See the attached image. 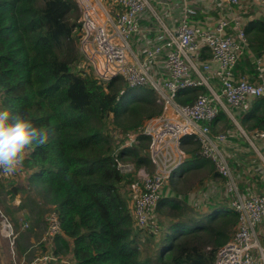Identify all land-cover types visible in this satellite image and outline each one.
<instances>
[{
	"label": "trees",
	"instance_id": "1",
	"mask_svg": "<svg viewBox=\"0 0 264 264\" xmlns=\"http://www.w3.org/2000/svg\"><path fill=\"white\" fill-rule=\"evenodd\" d=\"M107 4L113 13L121 11ZM81 18L76 0H0V110L22 113L50 131L48 145L34 147L20 169L28 173L27 188L37 198L25 220H32L36 230L47 225L46 213H56L61 234L54 240V254L70 256L76 264H214L219 249L234 237L239 217L228 197L223 202L208 198V212L192 216L189 193L177 199L178 186L194 172L203 173L204 190L207 181H223L193 137L183 142L187 159L181 178L166 184L155 209L168 223L158 219V236L136 228L133 185L139 169L153 168L151 140L141 135L138 145L120 148L124 141L113 133L139 132L147 120L163 114V107L151 88L131 89L122 78L104 83L89 72L77 48ZM245 33L248 48L234 72L252 78L264 57V19L247 22ZM207 93L204 87L180 90L177 101L192 105ZM236 119L251 138L264 132V97L241 108ZM236 128L223 111L211 124L215 135ZM115 153L133 163L135 171L121 173ZM245 157L229 159L236 174L245 176L241 191L264 194V172L255 159ZM10 184L8 194H18L20 189ZM36 246L30 258L37 249L46 251L42 241Z\"/></svg>",
	"mask_w": 264,
	"mask_h": 264
},
{
	"label": "built area",
	"instance_id": "2",
	"mask_svg": "<svg viewBox=\"0 0 264 264\" xmlns=\"http://www.w3.org/2000/svg\"><path fill=\"white\" fill-rule=\"evenodd\" d=\"M203 1L111 0L121 9L113 13L103 0H76L82 14L80 51L95 78L104 83L122 78L131 89L151 88L163 107V114L147 120L139 132L113 133L116 140L124 141L120 148L138 145L141 135L151 140L153 172L148 175L144 168L139 169L133 185L136 228L160 235L157 203L166 184L186 163L184 139L193 137L201 155L214 164L223 179L229 207L239 217L234 237L219 249L214 264H264V246L258 233L264 222V194L241 191L242 180L229 160L240 153L238 147L232 148L234 141L230 142L238 135H215L211 130L219 113H226L249 144L259 171L264 172V132L251 138L236 119L241 108L264 97V63L257 62L254 80L247 75L237 77L234 72L248 48L245 24L259 19L258 14L264 16V0H248L259 10L246 20L240 16L244 0H222L214 21L202 9ZM201 87L208 93L192 105L177 101L180 90ZM114 155L121 173L135 171L133 163ZM18 172L0 177L13 178ZM1 232L12 246L16 244L18 233L5 215ZM60 234V219L52 212L43 238L46 251L29 264H76L70 256L54 254V240Z\"/></svg>",
	"mask_w": 264,
	"mask_h": 264
},
{
	"label": "rangeland",
	"instance_id": "3",
	"mask_svg": "<svg viewBox=\"0 0 264 264\" xmlns=\"http://www.w3.org/2000/svg\"><path fill=\"white\" fill-rule=\"evenodd\" d=\"M105 2V0H103ZM222 0H204L202 9L207 13L208 19L210 21H214L217 19L218 16V9H220V3ZM252 3V2H251ZM248 0H244L240 4V11H241V18L247 19L248 16L253 15L259 9L251 4ZM106 6L110 8V5L107 4ZM258 8V7H257ZM78 50L80 51V44L77 45ZM81 53V51H80ZM252 57V55H251ZM253 59V57H252ZM78 69V66H77ZM90 72V71H89ZM91 73V72H90ZM248 76V75H247ZM1 104V99H0ZM234 123V122H233ZM235 124V123H234ZM237 129V128H236ZM231 133H238L234 131ZM239 136V135H238ZM241 136V135H240ZM241 136V140H245V138ZM233 141V138L230 139V142ZM145 173L150 175L153 172V168L143 167ZM184 172V168L177 171L174 178L180 179ZM203 173L201 172H194L187 176V178L180 183L176 191V197L178 200L183 201L185 194L189 193V212L192 215L202 214V211L208 212L207 206L205 202L208 198L214 197L216 200L225 201L226 194L224 191V183L218 177L213 181H207L206 186L207 189L204 190L202 188V180L201 177ZM205 176V175H204ZM10 180V181H9ZM2 184H0V263L1 264H29L37 255L42 254L40 249L34 253V256L30 258L33 251L36 250V244L42 241L46 232V225L40 226L39 229L33 230V221L29 220L26 221L25 216L29 214L30 205L33 201H37L36 195L33 191L28 190V173L25 171H19L16 176L13 178H3ZM10 183H14L16 187L20 189L18 194H8V190L11 187ZM4 185V186H3ZM205 186V183H204ZM28 190V191H26ZM169 191L166 190V193ZM52 212H48L45 215V219L47 220L48 215ZM3 215L9 218V220L14 224L16 231L18 233V238L16 244L14 246L11 245L9 239L5 238L2 235V225H3ZM157 215V214H156ZM202 215H205L204 213ZM160 218L162 223H168L165 217L161 216ZM22 225V228L20 227ZM24 225V226H23ZM261 242V241H260ZM258 253V250L254 251V255Z\"/></svg>",
	"mask_w": 264,
	"mask_h": 264
},
{
	"label": "clouds",
	"instance_id": "4",
	"mask_svg": "<svg viewBox=\"0 0 264 264\" xmlns=\"http://www.w3.org/2000/svg\"><path fill=\"white\" fill-rule=\"evenodd\" d=\"M50 131L22 113L0 110V175L9 177L24 165L34 147L48 145Z\"/></svg>",
	"mask_w": 264,
	"mask_h": 264
},
{
	"label": "crops",
	"instance_id": "5",
	"mask_svg": "<svg viewBox=\"0 0 264 264\" xmlns=\"http://www.w3.org/2000/svg\"><path fill=\"white\" fill-rule=\"evenodd\" d=\"M111 0H109V2H110ZM109 3L108 2V0H105V3ZM257 17H259V18H263L264 19V16H261V15H259L258 14V16ZM261 62H263L264 63V57H263V59L261 60ZM248 77L249 78H251L249 75H248ZM255 79V77H252L250 80H254ZM232 144V148H234V149H237V147H238V149L237 150H239L240 149V153L239 154H241V155H246V160H252L253 161V152L251 151V149H250V147L248 146H246L245 145V142L244 141H242V140H236V141H234L233 143H231ZM248 144V143H247ZM249 145V144H248ZM233 149V150H234ZM246 166V165H245ZM252 165H248L247 164V168L246 169H248V171H250L249 169H252V167H251ZM246 169L244 170V171H246ZM241 178V180L243 181H245V176H242V177H240ZM258 233H259V239H260V243H261V245L262 246H264V227L262 226V225H260L259 227H258Z\"/></svg>",
	"mask_w": 264,
	"mask_h": 264
}]
</instances>
